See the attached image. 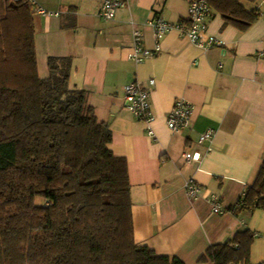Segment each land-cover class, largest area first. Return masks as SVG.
Returning <instances> with one entry per match:
<instances>
[{
	"label": "crops",
	"instance_id": "0c3cea01",
	"mask_svg": "<svg viewBox=\"0 0 264 264\" xmlns=\"http://www.w3.org/2000/svg\"><path fill=\"white\" fill-rule=\"evenodd\" d=\"M35 11L39 72L48 74L49 56L71 57V84L88 91L89 103L113 132L110 148L128 162L134 238L157 254L177 256L186 264L213 244L231 240L239 230L255 233L251 263L264 262V209L235 213V206L264 164V0H246L259 19L246 31L224 25L213 12L208 32L224 43L202 49L177 29L167 32L160 51L142 63L129 58L134 32L143 45L156 47L148 21L158 14L171 23L187 22L189 0H123L113 19L98 11L105 0H30ZM58 15H42L38 8ZM155 121L150 125L126 108L124 86H150ZM192 106L191 121L180 132L168 127L175 100ZM208 129L211 140L199 142ZM199 152L186 162V150ZM201 187L198 198L186 182ZM224 208L215 213L210 196Z\"/></svg>",
	"mask_w": 264,
	"mask_h": 264
},
{
	"label": "trees",
	"instance_id": "16d2710c",
	"mask_svg": "<svg viewBox=\"0 0 264 264\" xmlns=\"http://www.w3.org/2000/svg\"><path fill=\"white\" fill-rule=\"evenodd\" d=\"M208 1L241 31L260 17L246 0ZM34 13L30 0H0V264H186L135 241L128 162L88 91L71 84V57L49 56L40 75ZM257 208L264 164L230 210ZM254 240L239 230L199 261L252 264Z\"/></svg>",
	"mask_w": 264,
	"mask_h": 264
},
{
	"label": "built area",
	"instance_id": "2783aa9c",
	"mask_svg": "<svg viewBox=\"0 0 264 264\" xmlns=\"http://www.w3.org/2000/svg\"><path fill=\"white\" fill-rule=\"evenodd\" d=\"M125 5L123 0H105L99 11L98 16L103 19L115 18L117 11ZM38 12L42 15H58V12H50L44 8H38ZM213 15V9L208 0H189V18L187 22L171 23L164 17L155 14L148 24L154 31L156 39V47L149 49L143 45L142 33L139 30L134 32L133 46L129 53V58L137 63H142L147 59L154 56L160 51V42L164 35L177 29L182 35L186 36L192 43L202 49H210L214 46H219L224 42L208 32V22ZM264 55V51H263ZM155 80L151 79L150 86L133 81L124 86V94L126 100V108L133 113V115L150 125L149 134L155 136V131L152 124L156 117L152 109L151 100V87L154 85ZM192 106L190 102L184 98H177L174 106L168 114L167 123L168 127L175 132H180L187 128L191 121ZM215 135V130L208 129L199 138V142L211 140ZM201 154L199 152H192L190 149L183 153V158L186 162L198 160ZM201 192L200 185L194 180L189 179L186 182V193L190 198H198ZM210 200L213 204L215 213H222L221 199L218 195L212 194Z\"/></svg>",
	"mask_w": 264,
	"mask_h": 264
}]
</instances>
